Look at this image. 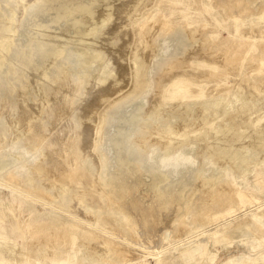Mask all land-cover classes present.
Listing matches in <instances>:
<instances>
[{"label":"rangeland","instance_id":"rangeland-1","mask_svg":"<svg viewBox=\"0 0 264 264\" xmlns=\"http://www.w3.org/2000/svg\"><path fill=\"white\" fill-rule=\"evenodd\" d=\"M0 264H264V0H0Z\"/></svg>","mask_w":264,"mask_h":264}]
</instances>
